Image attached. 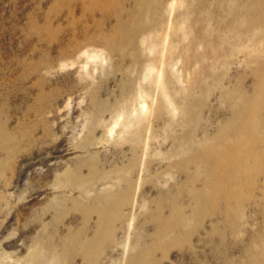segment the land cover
<instances>
[{
  "label": "rangeland",
  "instance_id": "374dc122",
  "mask_svg": "<svg viewBox=\"0 0 264 264\" xmlns=\"http://www.w3.org/2000/svg\"><path fill=\"white\" fill-rule=\"evenodd\" d=\"M0 264H264V0H0Z\"/></svg>",
  "mask_w": 264,
  "mask_h": 264
}]
</instances>
